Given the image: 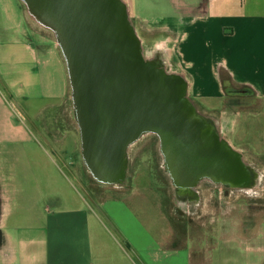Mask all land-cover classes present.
Instances as JSON below:
<instances>
[{
    "label": "crops",
    "instance_id": "0c3cea01",
    "mask_svg": "<svg viewBox=\"0 0 264 264\" xmlns=\"http://www.w3.org/2000/svg\"><path fill=\"white\" fill-rule=\"evenodd\" d=\"M120 1L148 61L184 80L189 101L233 150L245 143L264 155V0ZM32 19L40 26L21 0H0V107L11 128L0 136V264H264V205L232 196L208 211L194 197L180 218L179 204L157 185L90 197L75 186L57 162L56 151L67 158V148L44 125L57 127L49 116L71 86L66 61L55 35L43 37ZM4 97L23 104L28 127L18 126ZM69 135L72 152L77 138ZM8 147L21 151L26 168L17 170ZM194 207L205 219L198 235L188 218Z\"/></svg>",
    "mask_w": 264,
    "mask_h": 264
},
{
    "label": "water",
    "instance_id": "95a60500",
    "mask_svg": "<svg viewBox=\"0 0 264 264\" xmlns=\"http://www.w3.org/2000/svg\"><path fill=\"white\" fill-rule=\"evenodd\" d=\"M56 33L65 58L81 154L99 180L119 183L133 139L157 135L169 173L185 188L204 175L236 178L239 154L186 98V83L143 58L120 0H22ZM140 137V138H141Z\"/></svg>",
    "mask_w": 264,
    "mask_h": 264
},
{
    "label": "rangeland",
    "instance_id": "374dc122",
    "mask_svg": "<svg viewBox=\"0 0 264 264\" xmlns=\"http://www.w3.org/2000/svg\"><path fill=\"white\" fill-rule=\"evenodd\" d=\"M23 8L28 9L27 3L23 2ZM31 22L34 30L38 31L43 37H47L48 39H53L54 35L56 37V33L50 27H42L41 23L39 26L36 23L38 21H34L33 19L31 20ZM142 55L146 60H150L151 58H153L146 49L142 51ZM157 65H159V67L163 69L161 63ZM163 71L168 73L165 69H163ZM0 91L4 94V91L2 89ZM4 98L8 101L7 103V101L3 100L4 104L7 103L10 108V106L12 105L11 103L13 102H11L8 97ZM187 100L189 99L187 98ZM9 101L11 105H9ZM33 104L34 106L32 109L35 112L43 105V103L40 101L35 102ZM13 105L14 109L17 110L16 112L19 113L18 116L15 111L13 112L11 110L12 114L16 117L15 122L19 124L18 126L28 127V125H30V121L28 119L31 117L28 115V112L24 110L23 104L17 105L13 103ZM74 105L75 104L73 100V91L72 87L70 86L68 95L63 105L57 108L54 112H52L51 116H49V120L51 121L50 124L54 123L57 127H50L49 125L47 127L46 124L44 125L47 128L48 132H51V130H54L56 132V137H54L56 142L64 143L62 148L63 153H65L64 150H66L67 148V158L64 157V154H62V152L56 151L57 162L63 169L64 173L74 181L75 186L86 197L94 195V192L95 194H99L100 191L102 192L103 190L112 189L116 187H119L120 189L129 190L133 187V185H135V188L137 189L141 186L157 185L168 191L169 196H171V198L174 199L177 204H179L175 210L176 212L178 211V216L180 218H182L181 216L183 215H179V211L181 212V209H183V205L185 204V202H191L194 197L204 200L205 204L208 206V211L214 210L213 206L218 201V199L230 200L232 199V196L234 199L236 197H239L241 200H246L250 205L254 203H257L260 206L264 205V155L255 156V152H250L248 146L245 143L242 145L243 150L241 152L233 150L230 146V143L227 142L217 131V137L220 140H223L225 144L230 147L234 152L239 154L242 165L244 166V171L247 173V185L248 187L254 189V191H252L249 196L238 194L237 190L230 189V187H224L222 185H219L218 183H209L207 181L198 184L200 182L199 181L194 186V188H196L200 195L188 196V198L190 199H188L186 196H183V194L180 192V188L185 187L179 185L167 170L165 166L164 156L162 155L160 150V143L157 135L142 136L140 139L134 141L128 146L126 150L125 176L123 180L119 182L121 183V186H118L119 183L111 184L99 180L92 174L82 157L79 126L77 123ZM3 110V107L2 109L0 107V136H5L6 132L9 133L11 129L8 126L6 120L9 116H7V114H5ZM196 111L209 124H212V126L214 125L215 120H209V118L206 119L205 115H203L201 111ZM33 122L37 123L36 120H33ZM36 127L37 133H35L41 138H43L45 144H47L52 150H54V145L52 144V142H54L55 140H53V138L51 137H47L48 135L45 133V128L43 125L41 128H39V126L37 125ZM72 132L77 138V143L74 144V149L72 148L73 150L71 152V141L66 143V140L68 139V137L70 138L69 134H72ZM45 134L47 136H45ZM8 150L11 151L13 149L11 147H8ZM20 152V150L14 149L12 154H10L11 160L13 159L15 161V166L17 170H22L23 168H26V163L24 162L25 160L20 157ZM16 156L20 157V159L15 158ZM200 214L201 212L197 210V207H194L193 209L191 208V214L188 218L191 221L192 234L198 235V227L205 221V219L199 218ZM204 230H208V228H205Z\"/></svg>",
    "mask_w": 264,
    "mask_h": 264
},
{
    "label": "bare ground",
    "instance_id": "6f19581e",
    "mask_svg": "<svg viewBox=\"0 0 264 264\" xmlns=\"http://www.w3.org/2000/svg\"><path fill=\"white\" fill-rule=\"evenodd\" d=\"M140 137L141 136L136 137L132 141H136V140L140 139ZM164 161H165V158H164ZM165 166H166V168L168 170V167H167L166 163H165ZM247 180H248L247 173L242 170L241 173L236 178H234L232 180H225V179L223 180V178H221V177L216 178L214 176L204 175L203 178L200 181H202V182H206L207 181L209 183H218L219 185H222L224 187L227 186V187H232V188L239 189V188H245L246 186H248L247 185V183H248ZM184 190H186V189H184ZM184 190L181 191V192H184ZM185 193H186V191H185Z\"/></svg>",
    "mask_w": 264,
    "mask_h": 264
},
{
    "label": "flooded vegetation",
    "instance_id": "af4514ba",
    "mask_svg": "<svg viewBox=\"0 0 264 264\" xmlns=\"http://www.w3.org/2000/svg\"><path fill=\"white\" fill-rule=\"evenodd\" d=\"M201 182V181H200ZM118 184V183H117ZM198 184H200V183H198ZM121 185V183H119V185L118 186H120Z\"/></svg>",
    "mask_w": 264,
    "mask_h": 264
}]
</instances>
